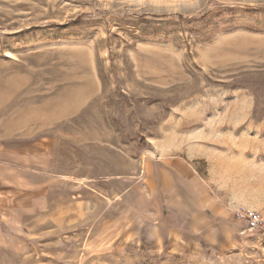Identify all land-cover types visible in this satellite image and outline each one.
Returning <instances> with one entry per match:
<instances>
[{
    "label": "rangeland",
    "instance_id": "obj_1",
    "mask_svg": "<svg viewBox=\"0 0 264 264\" xmlns=\"http://www.w3.org/2000/svg\"><path fill=\"white\" fill-rule=\"evenodd\" d=\"M264 0H0V264H264Z\"/></svg>",
    "mask_w": 264,
    "mask_h": 264
},
{
    "label": "built area",
    "instance_id": "obj_2",
    "mask_svg": "<svg viewBox=\"0 0 264 264\" xmlns=\"http://www.w3.org/2000/svg\"><path fill=\"white\" fill-rule=\"evenodd\" d=\"M236 216L245 222L247 230L264 232V217L260 212L240 206L236 211Z\"/></svg>",
    "mask_w": 264,
    "mask_h": 264
}]
</instances>
